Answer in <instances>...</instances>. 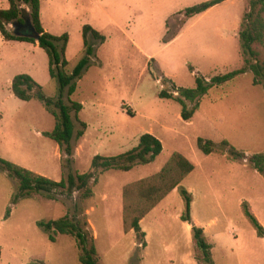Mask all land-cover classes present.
Instances as JSON below:
<instances>
[{
    "label": "rangeland",
    "instance_id": "obj_1",
    "mask_svg": "<svg viewBox=\"0 0 264 264\" xmlns=\"http://www.w3.org/2000/svg\"><path fill=\"white\" fill-rule=\"evenodd\" d=\"M206 1H39L49 33L69 37L65 55L69 70L82 57L85 25L104 37L103 43L87 37L93 49L90 63L75 93L69 98L65 93L66 104L82 105L78 119L87 125L75 144L72 173L89 172L96 155L114 157L130 151L140 136L151 131L162 152L153 163L129 172L99 173L87 200L80 193L68 198L57 191L54 200L32 194L12 205L17 183L0 171V264H80L73 238L57 235L51 243L36 226L76 212L88 221L99 264H194L191 227L180 220L184 207L176 191L141 222L145 248L138 246L131 231L123 230V188L157 174L173 153L194 166L181 185L192 195V222L206 229L214 264H264V240L257 238L239 206L240 200L246 201L264 227V179L247 161H231L220 146L226 140L246 157L264 153V85L253 86V76L247 73L212 89L200 99L190 122H182L178 103L158 97L172 85L193 89L195 76L211 78L242 66L237 36L247 0H229L183 18L185 9ZM15 26L17 31L24 29ZM4 42L0 43V159L59 182L68 174L62 168L65 156L42 135L53 129V117L40 102L10 99L6 92L9 79L27 74L46 98L56 99L58 84L49 77L48 58L41 49ZM163 77L168 83H161ZM74 124L78 130L79 124L75 120ZM199 138L212 141L217 151L202 154ZM7 208L10 215L5 220Z\"/></svg>",
    "mask_w": 264,
    "mask_h": 264
},
{
    "label": "trees",
    "instance_id": "obj_2",
    "mask_svg": "<svg viewBox=\"0 0 264 264\" xmlns=\"http://www.w3.org/2000/svg\"><path fill=\"white\" fill-rule=\"evenodd\" d=\"M8 9H0V35L5 42L36 43L48 58V73L51 80L58 84L56 99H48L43 95L42 87L30 76L20 74L12 79L10 92L23 102L38 101L44 110L54 119V127L50 132L43 133V137L53 141L65 160L63 169H68V174L59 182L35 174L13 163L0 159V171L17 183V192L11 199L14 205L19 199L32 194L43 195L48 200H54V193L59 191L68 198L74 193H80L82 199L92 198L93 192L90 184L97 180L101 172L119 171L129 172L136 166H146L153 163L162 152V144L155 136L145 133L140 136L138 145L130 151L114 157L96 155L90 164V171L78 174L72 173L71 164L75 152V144L80 141L87 129V125L80 122L78 114L82 105L77 102L66 104L65 93L71 97L77 88L84 69L87 67L93 49L87 43L90 35L96 41L103 43L104 37L85 25L82 28L83 51L77 64L69 70V63L65 59V52L69 43L67 34L54 36L44 31L40 21V0H6ZM228 0H208L199 5L187 8L183 12L185 20L201 15L214 6ZM29 25L35 30L39 38L37 41L30 38L16 36L11 29L13 24L23 27ZM239 54L242 66L239 69L219 74L211 78L195 76L193 89L176 88L162 89L158 97L173 100L180 105V118L182 122H190L199 109V101L215 88L225 86L243 74L250 73L253 86L264 85V0H247L238 32ZM190 72L194 71L190 69ZM161 83L168 81L163 77ZM74 115V116H73ZM74 120L79 124L76 130ZM223 151L231 161L245 160L250 168L264 179V153L246 157L244 153L235 151L226 140L220 143ZM197 147L204 155H211L217 151L210 140L197 139ZM194 170L193 164L178 153H173L161 170L152 177L126 185L122 190L123 214L122 223L125 232H132L140 248L146 247L145 233L141 228V221L161 201L173 191H176L183 201V213L180 216L182 223L191 227V238L194 245L195 261L197 264H214L212 247L209 244L203 228L193 224L191 219L192 196L181 185L184 179ZM243 216L251 225L257 238L264 239V227L250 210L246 202L241 204ZM10 208L6 209L4 219H8ZM36 226L42 229L48 240L53 243L55 236H67L75 240L79 251L80 264H99L95 240L85 215H68L57 220L37 222ZM43 264V263H32Z\"/></svg>",
    "mask_w": 264,
    "mask_h": 264
},
{
    "label": "crops",
    "instance_id": "obj_3",
    "mask_svg": "<svg viewBox=\"0 0 264 264\" xmlns=\"http://www.w3.org/2000/svg\"><path fill=\"white\" fill-rule=\"evenodd\" d=\"M5 1L6 0H2L1 1V6H0V9H3V10H6V9H8V3H7V1H6V4H5ZM229 1V0H228ZM227 2V1H226ZM40 21H41V24H42V27H43V29H44V31L45 32H47V33H49V31L45 28V26H44V23H43V21H42V14H41V7H40ZM50 34V33H49ZM3 39H2V37H1V35H0V43H3ZM5 44H8V43H18V44H20V45H27V46H29V47H31L32 49H34V50H37V49H40L39 47H38V44H37V42L36 43H25V42H4ZM67 49V48H66ZM65 55H66V52H65ZM65 58H66V56H65ZM27 75V74H26ZM28 76H30V75H28ZM31 77V76H30ZM32 78V77H31ZM33 79V78H32ZM34 80V79H33ZM35 81V80H34ZM11 82H12V79H9L8 80V82H7V85H8V89H7V91L6 92H8V97L10 98L11 96L12 97H14L12 94H11V92H10V87H11ZM11 99V98H10ZM1 117V116H0ZM149 134H152L153 136H155L154 135V133L151 131V132H149ZM209 192H210V190H209ZM171 194V193H170ZM169 194V195H170ZM168 195V196H169ZM167 196V197H168ZM192 196V195H191ZM167 197H165L162 201H161V203H163L166 199H167ZM246 202V201H245ZM160 203V204H161ZM243 203V200H240L239 201V206H240V209H241V204ZM159 204V205H160ZM154 210V209H153ZM152 210V211H153ZM151 211V212H152ZM242 211V210H241ZM150 212V213H151ZM149 213V214H150ZM182 215V214H181ZM147 217V216H146ZM145 217V218H146ZM145 218L141 221V222H144V220H145ZM192 219V218H191ZM184 226H186V227H188V228H190V226L188 225V224H185V223H182ZM194 224V223H193ZM194 225H197V224H194ZM190 230V229H189ZM188 230V231H189ZM204 230V232L206 233V229H203ZM264 240V239H263ZM146 246H147V244H146ZM194 264H197L196 262H194ZM241 264H243V262H241ZM251 264V263H250Z\"/></svg>",
    "mask_w": 264,
    "mask_h": 264
},
{
    "label": "water",
    "instance_id": "obj_4",
    "mask_svg": "<svg viewBox=\"0 0 264 264\" xmlns=\"http://www.w3.org/2000/svg\"><path fill=\"white\" fill-rule=\"evenodd\" d=\"M15 25L16 24H13L11 26V28H12V30H13V32H14V34L16 36L23 37V38H30V39L33 38V40H35V41L38 40L39 36L35 32V30L31 27V25H29V21H26L25 25L23 26L24 29L20 30V31L16 30V26Z\"/></svg>",
    "mask_w": 264,
    "mask_h": 264
}]
</instances>
